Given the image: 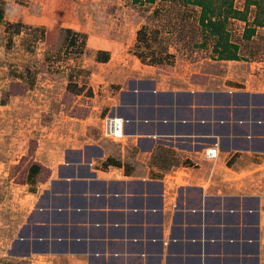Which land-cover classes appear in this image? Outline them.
Segmentation results:
<instances>
[{"label": "crops", "instance_id": "obj_1", "mask_svg": "<svg viewBox=\"0 0 264 264\" xmlns=\"http://www.w3.org/2000/svg\"><path fill=\"white\" fill-rule=\"evenodd\" d=\"M109 66L117 90L103 110L124 119V138L90 135L54 152V164L35 160L47 176L29 192L9 254L34 264H264V61L216 86L137 56ZM216 144L219 157L207 159Z\"/></svg>", "mask_w": 264, "mask_h": 264}, {"label": "rangeland", "instance_id": "obj_2", "mask_svg": "<svg viewBox=\"0 0 264 264\" xmlns=\"http://www.w3.org/2000/svg\"><path fill=\"white\" fill-rule=\"evenodd\" d=\"M5 1L6 21L20 22L24 27L20 34H10L5 23L0 24V264H34L9 254L32 188L25 180L26 168L36 159L54 164V152L78 146L90 135L104 136L107 110L102 102L117 90L109 76V63L135 56L139 30L144 36L157 21L161 25L176 22L175 29L167 27L163 41L164 49L175 57L173 62L166 58L159 65L163 68L160 71L173 77L192 75L199 81L212 80L216 86L224 77L239 73L238 67L251 69L255 62L264 61V27L256 28L250 39L253 42L245 38L252 33L254 19L264 20V8L256 16L252 6L247 20L232 19L226 24L225 0H211L212 15L222 19L211 40L195 29V6L178 0L164 1L166 14L157 19L152 11L158 2ZM247 4V0L233 3L241 10ZM43 27L57 31L47 35ZM66 30L79 35L78 43L74 44L71 36L65 41ZM228 42L236 44L239 60L219 58ZM153 44L160 49L157 42ZM99 50L109 53L106 64L97 63ZM46 176L47 168L43 167L39 179Z\"/></svg>", "mask_w": 264, "mask_h": 264}, {"label": "trees", "instance_id": "obj_3", "mask_svg": "<svg viewBox=\"0 0 264 264\" xmlns=\"http://www.w3.org/2000/svg\"><path fill=\"white\" fill-rule=\"evenodd\" d=\"M136 3H140L141 5L145 4H156L157 5L154 7L152 14H153V19L161 18L162 14H166V6L163 4L164 1L166 0H135ZM177 3H183L185 5L187 4H193L195 6V10L197 13V18L195 19V29L199 31L200 34H204L206 38L208 39H215L216 34L218 33L216 31V26L221 23L222 19L219 16L212 15L211 12V0H178L176 1ZM234 0H225L226 5V19L225 22L228 24L230 20L232 19H240V20H247V14L250 12V8H255L256 10V16H257V11L261 8H264V0H247V5L243 10L238 9L234 7L233 5ZM6 1L5 0H0V24L3 22L5 23L6 26V31L10 34H20L23 30L24 25L20 22H14V21H6L5 15H6ZM253 10V9H252ZM255 16V18H256ZM225 18V17H224ZM155 21V20H154ZM253 27L250 29L252 30V33L250 35H247L245 38L250 41L252 38V35L255 34L256 28L259 26L264 27V20H259L255 22V19L252 22ZM169 26L168 30H173L175 29L176 22H170L167 25L160 23H156L155 27L151 29V32L147 34V30L144 31V36L142 35V29L139 30L138 35H137V42L138 44L135 45V51L134 55L137 56L140 61L143 64L147 65H152V66H158L161 65L165 62V59H169L170 62H173V59L175 57V54L168 52L164 49V43L163 41L165 40V35L164 32L166 31L167 27ZM36 28H41V27H36ZM43 30H45V33L48 35H52V32L57 31V28H51V27H43ZM66 36H65V41L67 38L70 39L72 38L74 40V44L78 43L79 35L75 32L70 33L69 30L65 31ZM50 38L47 37V42ZM58 39V38H57ZM56 39V40H57ZM64 40V37L62 35V40ZM59 42L60 38L57 40ZM157 42V47L160 45V49H157L154 47L153 43ZM51 44V42H49ZM56 44V41L55 43ZM73 44V45H74ZM236 44H233L231 42L226 43L223 49V53L220 55L221 60H239L240 54L238 52L237 47H235ZM167 49V46H165ZM218 52V51H217ZM254 57V56H253ZM48 58V57H47ZM166 59V60H167ZM110 60V55L107 51L99 50L97 52L96 56V61L97 62H108ZM74 69V68H73ZM230 162V161H229ZM42 164L37 162V161H30L29 165L26 168V183L31 185L32 188L30 191H35L36 184L39 181V176L42 171Z\"/></svg>", "mask_w": 264, "mask_h": 264}, {"label": "built area", "instance_id": "obj_4", "mask_svg": "<svg viewBox=\"0 0 264 264\" xmlns=\"http://www.w3.org/2000/svg\"><path fill=\"white\" fill-rule=\"evenodd\" d=\"M103 135L112 139H123L125 136V121L116 115H108L103 122ZM220 146L218 144L207 147L204 156L209 160L219 157Z\"/></svg>", "mask_w": 264, "mask_h": 264}, {"label": "water", "instance_id": "obj_5", "mask_svg": "<svg viewBox=\"0 0 264 264\" xmlns=\"http://www.w3.org/2000/svg\"><path fill=\"white\" fill-rule=\"evenodd\" d=\"M19 242L18 241H15L13 244H12V248L10 249L9 253L10 254H14L16 252V248H17V243Z\"/></svg>", "mask_w": 264, "mask_h": 264}]
</instances>
